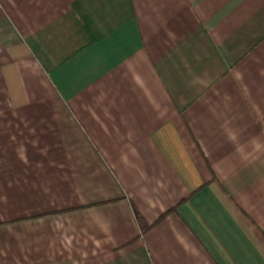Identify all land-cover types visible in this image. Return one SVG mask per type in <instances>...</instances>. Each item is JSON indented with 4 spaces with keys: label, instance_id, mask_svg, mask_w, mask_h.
Returning <instances> with one entry per match:
<instances>
[{
    "label": "crops",
    "instance_id": "obj_1",
    "mask_svg": "<svg viewBox=\"0 0 264 264\" xmlns=\"http://www.w3.org/2000/svg\"><path fill=\"white\" fill-rule=\"evenodd\" d=\"M0 264H264V0H0Z\"/></svg>",
    "mask_w": 264,
    "mask_h": 264
}]
</instances>
